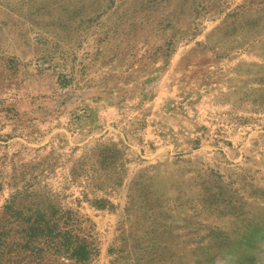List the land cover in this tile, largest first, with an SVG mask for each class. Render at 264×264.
<instances>
[{"label":"rangeland","instance_id":"374dc122","mask_svg":"<svg viewBox=\"0 0 264 264\" xmlns=\"http://www.w3.org/2000/svg\"><path fill=\"white\" fill-rule=\"evenodd\" d=\"M0 218L48 264H264V0H0Z\"/></svg>","mask_w":264,"mask_h":264},{"label":"trees","instance_id":"16d2710c","mask_svg":"<svg viewBox=\"0 0 264 264\" xmlns=\"http://www.w3.org/2000/svg\"><path fill=\"white\" fill-rule=\"evenodd\" d=\"M6 223L11 224L10 231L14 229L15 234L21 239L8 240L3 237L8 233L5 231ZM37 236L38 234L35 231L33 233L25 232L24 223H17L11 219L4 221L3 218H0V264H48L44 256V250L38 245ZM76 252L77 249H74V256H78V259L85 260L87 258L86 255H79ZM7 254L13 256L7 259Z\"/></svg>","mask_w":264,"mask_h":264}]
</instances>
